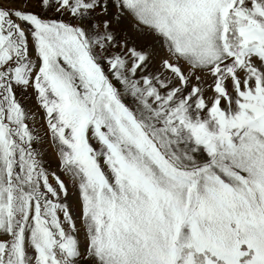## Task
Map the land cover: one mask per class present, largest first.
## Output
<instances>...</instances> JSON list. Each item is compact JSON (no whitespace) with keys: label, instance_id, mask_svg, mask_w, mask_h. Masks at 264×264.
<instances>
[{"label":"snow or ice","instance_id":"6c2138e0","mask_svg":"<svg viewBox=\"0 0 264 264\" xmlns=\"http://www.w3.org/2000/svg\"><path fill=\"white\" fill-rule=\"evenodd\" d=\"M0 264H264V0H0Z\"/></svg>","mask_w":264,"mask_h":264},{"label":"rangeland","instance_id":"374dc122","mask_svg":"<svg viewBox=\"0 0 264 264\" xmlns=\"http://www.w3.org/2000/svg\"><path fill=\"white\" fill-rule=\"evenodd\" d=\"M44 159L48 162V165H50L51 168L54 170L56 166V162L50 152L45 155Z\"/></svg>","mask_w":264,"mask_h":264}]
</instances>
